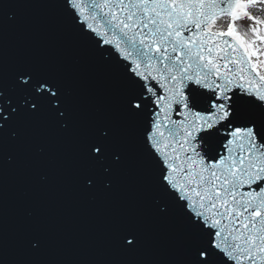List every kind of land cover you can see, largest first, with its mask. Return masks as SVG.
Segmentation results:
<instances>
[{"label": "snow or ice", "instance_id": "obj_1", "mask_svg": "<svg viewBox=\"0 0 264 264\" xmlns=\"http://www.w3.org/2000/svg\"><path fill=\"white\" fill-rule=\"evenodd\" d=\"M0 264H264V0H0Z\"/></svg>", "mask_w": 264, "mask_h": 264}, {"label": "water", "instance_id": "obj_2", "mask_svg": "<svg viewBox=\"0 0 264 264\" xmlns=\"http://www.w3.org/2000/svg\"><path fill=\"white\" fill-rule=\"evenodd\" d=\"M38 15L46 21L52 33L53 39L55 40L56 39L55 37L56 20H55L54 10L41 9V10H38ZM58 43L62 47L67 46L70 48V51H68L63 57V63L65 65H70L72 63L73 55L80 56L81 66H87L89 64L88 56L85 52L79 49H71L70 45H65L64 42L62 41H59ZM89 75H90V78L94 81L96 87L98 88L100 94L103 97L110 98L114 96L117 86L102 69H91L89 72ZM11 222H12V217L10 216V223ZM11 258L12 257L10 255L8 257V260H10Z\"/></svg>", "mask_w": 264, "mask_h": 264}, {"label": "rangeland", "instance_id": "obj_3", "mask_svg": "<svg viewBox=\"0 0 264 264\" xmlns=\"http://www.w3.org/2000/svg\"><path fill=\"white\" fill-rule=\"evenodd\" d=\"M249 21H247V20H244V21H242L241 22V27H242V29H246L247 28V26L249 25Z\"/></svg>", "mask_w": 264, "mask_h": 264}]
</instances>
